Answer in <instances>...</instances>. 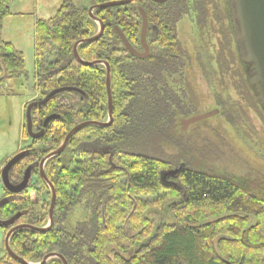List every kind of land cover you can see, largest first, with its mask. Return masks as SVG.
I'll return each instance as SVG.
<instances>
[{
  "label": "trees",
  "instance_id": "obj_1",
  "mask_svg": "<svg viewBox=\"0 0 264 264\" xmlns=\"http://www.w3.org/2000/svg\"><path fill=\"white\" fill-rule=\"evenodd\" d=\"M108 1L113 0H91L81 6L66 1L54 17L36 21L34 81L40 99L60 87L82 91L61 92L33 108L36 130L47 116L57 115L44 135L34 140L42 144L40 159L59 148L77 124L108 119L106 67L85 66L73 52L77 41L98 32L89 7ZM11 2L0 0V62L6 72L0 87L28 77L23 52L3 38ZM139 7L145 9L149 24L156 25L147 33L150 54L142 59L134 57L117 34L121 30L135 49L142 50ZM188 11V0L163 4L133 0L94 10L104 23V33L95 42L80 44L78 51L85 61L110 64L113 121L108 127H83L59 156L46 162L45 173L56 191L53 225L44 233L15 232L10 245L17 255L33 263L60 253L68 264H264V176H237L204 165L193 148L184 150L177 129L166 75L182 76L191 59L176 35L177 21ZM228 30L223 35L229 42ZM226 57L233 55L228 52ZM248 75L250 79V68ZM218 100L230 115V102ZM25 134L29 137L27 129ZM169 147L175 150L174 157ZM105 148L108 152L102 153ZM26 166L21 161L10 172L13 184L22 180ZM177 168L179 172L163 178ZM38 172L30 184L36 198L26 193L10 197L0 208L1 219L23 212L19 224H48L51 191ZM3 189V197L11 195ZM88 196L91 216L77 222L72 231L67 216ZM164 206L170 207L172 221L155 222L150 211ZM9 229H1L4 238ZM3 247L0 264H20ZM47 264L62 262L52 258Z\"/></svg>",
  "mask_w": 264,
  "mask_h": 264
},
{
  "label": "rangeland",
  "instance_id": "obj_2",
  "mask_svg": "<svg viewBox=\"0 0 264 264\" xmlns=\"http://www.w3.org/2000/svg\"><path fill=\"white\" fill-rule=\"evenodd\" d=\"M66 1L77 6L88 5L91 2V0H12L10 3L12 15L5 19L3 38L23 52L28 77L7 81L0 87V200L3 198L5 188L1 172L7 161L28 147H32L33 153L39 155L42 147L41 143L35 144L25 134L27 105L40 99L34 81L35 23L38 19L54 17ZM209 1L188 0L189 11L177 21V38L191 55L182 76L166 75L170 91L168 95L177 111V129L183 135L184 150L193 148L195 157L200 158L204 165L237 176L257 174L264 176V105L257 99L254 86L245 82L249 79L250 66L241 62L231 19V0H218L217 5ZM208 3L211 19L207 20L205 10ZM227 28L229 42L223 35ZM228 52L233 57L227 58ZM177 81H180V85ZM173 96L176 97V101L173 100ZM219 97L230 102L227 104L228 112L231 111L230 115L219 103ZM215 109L219 110L218 114L190 124L186 130H182L181 119ZM168 152L175 156L173 148L169 147ZM26 194L33 199L36 198V192L32 188ZM90 199L89 196L86 197L69 212L67 223L72 227V231L77 222L90 218L92 207V204L88 203ZM149 215L155 222L172 221V212L167 206L154 208ZM0 235L5 239L1 229ZM3 246L4 240H1L0 257L4 253Z\"/></svg>",
  "mask_w": 264,
  "mask_h": 264
},
{
  "label": "water",
  "instance_id": "obj_3",
  "mask_svg": "<svg viewBox=\"0 0 264 264\" xmlns=\"http://www.w3.org/2000/svg\"><path fill=\"white\" fill-rule=\"evenodd\" d=\"M133 0H113L104 3H97L93 4L89 7V16L98 24V32L93 35L92 37L82 39L76 42L74 46V56L78 62L85 66H97V65H104L107 71L106 77V89L108 94V119L107 121H84L77 124L73 127L67 136L65 137L63 143L60 145L59 148L52 151L48 155H46L40 165L41 176L48 184L50 191H51V203L49 207V222L44 227H36L28 223L17 224L18 219L22 216L23 212L16 213L13 217L9 219H1L0 218V229H7L10 228L8 233L4 239V245L6 252L13 257L15 260L20 262V264H47V262L52 258L59 259L62 264H68L67 259L60 253H50L44 257L41 262L33 263L30 262L23 257L17 255L11 248L10 239L12 235L22 229H30L37 233H44L47 232L53 225L54 221V209H55V202H56V191L54 188L53 183L47 177L44 165L45 163L55 157L59 156L67 147L68 141L70 138L76 134L79 130L86 126H98V127H108L112 124L113 121V96L111 91V77L112 71L110 64L107 61L96 60L93 62L85 61L79 54L78 47L82 43H92L97 41L101 38L104 33V23L101 19H99L95 14V9H104L113 6H122L131 3ZM158 3H164L167 0H155ZM140 15L142 18V28L140 33V41L143 51L135 49L130 42L128 41L127 37L121 30H117V34L119 35L123 45L125 48L136 58H146L150 54V46L147 41V32H148V17L145 9L139 8ZM231 19L233 23L235 39L238 44V48L240 50L241 59L244 63L251 65L250 67V74L252 75L249 79L250 85L254 86V91L256 93L257 99L260 101L262 105H264V0H231ZM2 68V74L0 75V80H3L6 76V72L4 69L3 64L0 62ZM65 91H78L82 92L78 88L75 87H60L54 89L50 93H48L44 98L32 101L27 105L26 108V128L28 134L33 139L41 138L45 131L46 127L48 126L49 122L56 118L57 115H49L45 118L41 129L38 132H35L33 129V120H32V110L34 107L42 106L46 104L54 95L59 94ZM219 113L218 109L211 110L202 114H198L192 116L190 118L181 119V126L182 130H186V128L190 124L198 123L202 120L208 119L216 114ZM102 153H107L108 149L105 148L101 151ZM29 150H23L16 153L12 156L7 163L4 165L2 172H1V180L5 189L11 194H19L28 188L30 179H31V169L28 167L24 173V176L20 183L13 184L10 181V172L16 166L17 163L22 161L25 157L29 156ZM179 172V168L170 170L164 173L163 178L167 177V175H174ZM10 197H3L0 200V208L4 206Z\"/></svg>",
  "mask_w": 264,
  "mask_h": 264
},
{
  "label": "flooded vegetation",
  "instance_id": "obj_4",
  "mask_svg": "<svg viewBox=\"0 0 264 264\" xmlns=\"http://www.w3.org/2000/svg\"><path fill=\"white\" fill-rule=\"evenodd\" d=\"M152 2H154V3H158V2H156L155 0H151ZM168 1V0H167ZM166 1V2H167ZM166 2H164V3H166ZM158 4H163V3H158ZM139 8H143V7H139ZM144 9V8H143ZM139 10V9H138ZM139 13H140V11H139ZM149 23V22H148ZM149 28H153L154 30L156 29V25L154 24V23H151V24H149V27H148V31H149ZM148 33V32H147ZM176 33H177V24H176ZM27 129V128H26ZM41 128H39V129H37V130H34L35 132H38L39 130H40ZM27 133H28V131H27ZM29 135V134H28ZM30 137V136H29ZM31 138V137H30ZM32 139V141H34V140H37V139H33V138H31ZM40 139V138H39ZM31 144H29V146H30ZM23 150H29L30 151V154H29V156H27V157H25L22 161H24L25 163H27V166H26V169L28 168V167H30V169H31V179H30V182H29V185H28V188L26 189V190H24L23 192H21V193H19V194H22V193H27V192H29V190H31V188H30V184L32 183V177L33 176H35L36 175V173L38 172V173H40L41 174V171H40V165H41V161H42V159H40V158H38L39 157V155H36L35 153H33V149H32V147H28V148H25V149H22V151ZM103 150V149H102ZM101 150V151H102ZM20 152V151H19ZM31 160V161H30ZM21 162V161H20ZM19 162V163H20ZM19 163H17L16 165H18ZM46 164V163H45ZM45 166V165H44ZM14 169V168H13ZM12 169V170H13ZM26 169L24 170V172H23V176H24V173H25V171H26ZM21 182V181H20ZM19 182V183H20ZM33 190V189H32ZM34 191L36 192V190L34 189ZM15 195H17V194H11V195H8L9 197H11V198H13ZM17 224H19V222H17Z\"/></svg>",
  "mask_w": 264,
  "mask_h": 264
},
{
  "label": "crops",
  "instance_id": "obj_5",
  "mask_svg": "<svg viewBox=\"0 0 264 264\" xmlns=\"http://www.w3.org/2000/svg\"><path fill=\"white\" fill-rule=\"evenodd\" d=\"M36 24V23H35ZM8 40H11V39H8ZM12 42H14L13 40H12ZM19 50V49H18ZM21 51V50H20ZM22 52V51H21ZM2 90V89H1ZM25 120H26V112H25ZM1 240H4L3 239V237H2V235H0V242H1Z\"/></svg>",
  "mask_w": 264,
  "mask_h": 264
}]
</instances>
